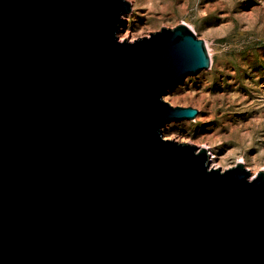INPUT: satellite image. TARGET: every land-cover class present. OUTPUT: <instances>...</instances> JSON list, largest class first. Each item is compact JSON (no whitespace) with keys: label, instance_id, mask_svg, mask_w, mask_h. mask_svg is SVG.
Masks as SVG:
<instances>
[{"label":"water","instance_id":"95a60500","mask_svg":"<svg viewBox=\"0 0 264 264\" xmlns=\"http://www.w3.org/2000/svg\"><path fill=\"white\" fill-rule=\"evenodd\" d=\"M129 0H0V264H264V169L163 127L211 66L187 23L135 40Z\"/></svg>","mask_w":264,"mask_h":264},{"label":"rangeland","instance_id":"374dc122","mask_svg":"<svg viewBox=\"0 0 264 264\" xmlns=\"http://www.w3.org/2000/svg\"><path fill=\"white\" fill-rule=\"evenodd\" d=\"M117 35L135 40L164 25L189 24L206 42L211 66L165 93L172 105L199 109L171 121L166 138L205 147L210 165L264 169V0H129Z\"/></svg>","mask_w":264,"mask_h":264}]
</instances>
